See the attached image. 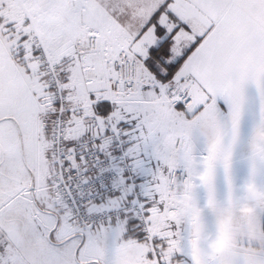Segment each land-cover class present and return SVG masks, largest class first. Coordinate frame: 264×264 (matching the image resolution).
<instances>
[{
  "label": "snow or ice",
  "instance_id": "1",
  "mask_svg": "<svg viewBox=\"0 0 264 264\" xmlns=\"http://www.w3.org/2000/svg\"><path fill=\"white\" fill-rule=\"evenodd\" d=\"M0 264H264V0H0Z\"/></svg>",
  "mask_w": 264,
  "mask_h": 264
}]
</instances>
